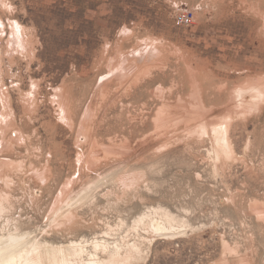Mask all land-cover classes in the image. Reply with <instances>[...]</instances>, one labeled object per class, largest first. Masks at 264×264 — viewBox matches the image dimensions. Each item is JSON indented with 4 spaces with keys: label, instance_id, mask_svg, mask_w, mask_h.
Here are the masks:
<instances>
[{
    "label": "rangeland",
    "instance_id": "374dc122",
    "mask_svg": "<svg viewBox=\"0 0 264 264\" xmlns=\"http://www.w3.org/2000/svg\"><path fill=\"white\" fill-rule=\"evenodd\" d=\"M0 229L264 264V0H0Z\"/></svg>",
    "mask_w": 264,
    "mask_h": 264
},
{
    "label": "bare ground",
    "instance_id": "6f19581e",
    "mask_svg": "<svg viewBox=\"0 0 264 264\" xmlns=\"http://www.w3.org/2000/svg\"><path fill=\"white\" fill-rule=\"evenodd\" d=\"M215 137L218 150L226 152L228 150L226 128L217 127ZM222 152L219 153L222 154ZM177 222L179 224L170 212L158 209L152 215H144L137 223L138 226H148L156 233L166 235L177 230L175 225ZM92 246V252L87 249V242L84 244L81 241L56 247L32 238L29 232L21 234L8 231L6 234H0V264H137L139 258L141 259V250L136 245L128 246L125 254L121 252L120 246L112 248L104 240H95ZM99 252L107 254L108 257H100ZM85 254L88 255L87 261L83 260L86 257L82 259Z\"/></svg>",
    "mask_w": 264,
    "mask_h": 264
},
{
    "label": "built area",
    "instance_id": "2783aa9c",
    "mask_svg": "<svg viewBox=\"0 0 264 264\" xmlns=\"http://www.w3.org/2000/svg\"><path fill=\"white\" fill-rule=\"evenodd\" d=\"M194 14L192 11L183 12L177 19L176 25L178 26H191L193 23Z\"/></svg>",
    "mask_w": 264,
    "mask_h": 264
}]
</instances>
